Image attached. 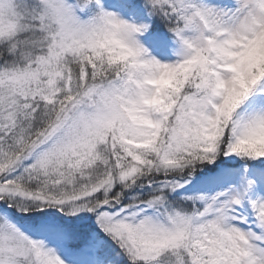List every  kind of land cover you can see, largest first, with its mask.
<instances>
[{
	"label": "snow or ice",
	"instance_id": "obj_1",
	"mask_svg": "<svg viewBox=\"0 0 264 264\" xmlns=\"http://www.w3.org/2000/svg\"><path fill=\"white\" fill-rule=\"evenodd\" d=\"M0 264H264V0H0Z\"/></svg>",
	"mask_w": 264,
	"mask_h": 264
}]
</instances>
